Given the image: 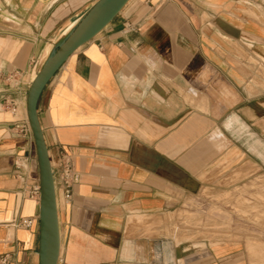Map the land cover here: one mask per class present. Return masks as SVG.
<instances>
[{"label": "crops", "instance_id": "crops-1", "mask_svg": "<svg viewBox=\"0 0 264 264\" xmlns=\"http://www.w3.org/2000/svg\"><path fill=\"white\" fill-rule=\"evenodd\" d=\"M97 1L0 0V74L29 86ZM38 115L51 165L64 149L80 174L71 202L57 194L58 264H252L244 245L186 238L169 218L195 184L264 168V0H130ZM16 121L0 106V264H39L38 159Z\"/></svg>", "mask_w": 264, "mask_h": 264}, {"label": "rangeland", "instance_id": "rangeland-1", "mask_svg": "<svg viewBox=\"0 0 264 264\" xmlns=\"http://www.w3.org/2000/svg\"><path fill=\"white\" fill-rule=\"evenodd\" d=\"M22 109L14 115L17 119ZM220 177L186 192L169 218L175 232L190 239L239 243L252 264H264V168L251 164Z\"/></svg>", "mask_w": 264, "mask_h": 264}, {"label": "water", "instance_id": "water-1", "mask_svg": "<svg viewBox=\"0 0 264 264\" xmlns=\"http://www.w3.org/2000/svg\"><path fill=\"white\" fill-rule=\"evenodd\" d=\"M129 1L98 0L95 2L66 36L55 44L27 91L26 111L39 166V264H58L61 248L57 194L52 165L39 121V100L47 84L67 59L102 32Z\"/></svg>", "mask_w": 264, "mask_h": 264}, {"label": "built area", "instance_id": "built-area-1", "mask_svg": "<svg viewBox=\"0 0 264 264\" xmlns=\"http://www.w3.org/2000/svg\"><path fill=\"white\" fill-rule=\"evenodd\" d=\"M25 86H28V83L25 80L24 73L21 71H13L6 76L0 74V106L17 116L25 100L27 91L24 88ZM15 96L21 97L22 102H18L14 98ZM16 122V128H18L21 133H31L28 121L24 116L17 119ZM52 170L56 194H61L66 203L71 202L74 187L80 181V174L74 168L72 157L64 149L59 152L57 162L52 166ZM20 178L24 184L27 183L26 175H22ZM33 196H40L39 185L31 189V197ZM21 223L30 227L33 224V220L25 219L22 220Z\"/></svg>", "mask_w": 264, "mask_h": 264}, {"label": "bare ground", "instance_id": "bare-ground-1", "mask_svg": "<svg viewBox=\"0 0 264 264\" xmlns=\"http://www.w3.org/2000/svg\"><path fill=\"white\" fill-rule=\"evenodd\" d=\"M75 25V23L74 24H71L61 35H60V37L58 38V42H60L65 36H66V34L73 28V26ZM51 51L52 50H47L46 51V53H45V55H44V58H43V60H42V64H41V66H40V68L42 67V65L44 64V62L47 60V58H48V56L50 55V53H51ZM40 68H39V70H40ZM38 70V71H39ZM38 71L36 72V73H34L33 74V76H32V79L29 81V86H28V89H29V87H30V85L32 84V81L35 79V77H36V75H37V73H38ZM28 89H27V91H28ZM27 91H26V95H27ZM23 115H24V117L27 119V121H28V116H27V111H26V96H25V101H24V103H23ZM28 124H29V121H28ZM29 127H30V125H29ZM31 130V129H30ZM262 248V247H261ZM263 250V249H262Z\"/></svg>", "mask_w": 264, "mask_h": 264}]
</instances>
